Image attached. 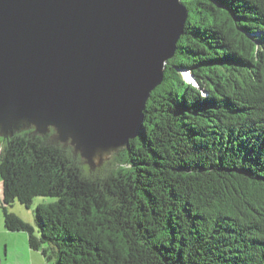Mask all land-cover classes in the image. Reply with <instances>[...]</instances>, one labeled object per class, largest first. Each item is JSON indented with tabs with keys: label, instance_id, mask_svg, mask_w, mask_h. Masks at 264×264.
Segmentation results:
<instances>
[{
	"label": "trees",
	"instance_id": "1",
	"mask_svg": "<svg viewBox=\"0 0 264 264\" xmlns=\"http://www.w3.org/2000/svg\"><path fill=\"white\" fill-rule=\"evenodd\" d=\"M181 3L144 130L113 163L32 129L0 138L4 226L47 264H264V0ZM35 196L55 198L34 225L7 210Z\"/></svg>",
	"mask_w": 264,
	"mask_h": 264
},
{
	"label": "water",
	"instance_id": "2",
	"mask_svg": "<svg viewBox=\"0 0 264 264\" xmlns=\"http://www.w3.org/2000/svg\"><path fill=\"white\" fill-rule=\"evenodd\" d=\"M186 16L181 0H0V137L53 128L100 167L144 130Z\"/></svg>",
	"mask_w": 264,
	"mask_h": 264
},
{
	"label": "rangeland",
	"instance_id": "3",
	"mask_svg": "<svg viewBox=\"0 0 264 264\" xmlns=\"http://www.w3.org/2000/svg\"><path fill=\"white\" fill-rule=\"evenodd\" d=\"M184 79L191 81L192 77L188 74L183 75ZM1 145V142H0ZM113 155L105 160L102 167L105 168L108 162L113 163ZM2 197V181L0 178V202ZM55 197L35 196L29 207L15 200L7 206L9 212L14 213L24 222L34 225L33 212L38 203L54 200ZM0 264H47L40 250L31 249L27 241L25 231H9L4 226L3 211L0 206Z\"/></svg>",
	"mask_w": 264,
	"mask_h": 264
},
{
	"label": "flooded vegetation",
	"instance_id": "4",
	"mask_svg": "<svg viewBox=\"0 0 264 264\" xmlns=\"http://www.w3.org/2000/svg\"><path fill=\"white\" fill-rule=\"evenodd\" d=\"M28 129H32L33 130V128H28ZM49 134H51V136H52V138L54 139V129L53 128H50L49 129V132H48ZM48 133H46V134H48ZM0 138H2V137H0ZM55 140V139H54ZM65 146H71L68 142H66V143H63ZM72 147V146H71Z\"/></svg>",
	"mask_w": 264,
	"mask_h": 264
}]
</instances>
